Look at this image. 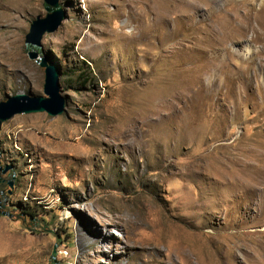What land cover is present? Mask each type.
Returning a JSON list of instances; mask_svg holds the SVG:
<instances>
[{
	"label": "rangeland",
	"instance_id": "rangeland-1",
	"mask_svg": "<svg viewBox=\"0 0 264 264\" xmlns=\"http://www.w3.org/2000/svg\"><path fill=\"white\" fill-rule=\"evenodd\" d=\"M58 5L36 51L43 0H0V102L30 50L67 101L0 126V264H264V0Z\"/></svg>",
	"mask_w": 264,
	"mask_h": 264
},
{
	"label": "water",
	"instance_id": "water-1",
	"mask_svg": "<svg viewBox=\"0 0 264 264\" xmlns=\"http://www.w3.org/2000/svg\"><path fill=\"white\" fill-rule=\"evenodd\" d=\"M43 2L46 11L45 17L37 16L31 22L29 32L25 35L24 42L31 49L39 47L40 38L46 33L55 32L66 18L65 11L58 5V0H43ZM28 57L36 60L38 65L44 69V96H29L23 93L8 96L6 100L0 102V126L18 114L44 112L53 117L65 111L67 101L60 93L59 67L47 58H37L38 55L33 50L28 52ZM8 184L12 186L11 182ZM0 213L3 216H12L6 211ZM56 246L54 245L51 253L53 263H55Z\"/></svg>",
	"mask_w": 264,
	"mask_h": 264
},
{
	"label": "trees",
	"instance_id": "trees-1",
	"mask_svg": "<svg viewBox=\"0 0 264 264\" xmlns=\"http://www.w3.org/2000/svg\"><path fill=\"white\" fill-rule=\"evenodd\" d=\"M33 50L39 51L40 49H39V47H34ZM22 214H24L25 216L29 217V219H33L34 218L33 216H35V215H32V213L29 212V211L24 212ZM52 220H54V216L53 215L50 217L49 221L51 222Z\"/></svg>",
	"mask_w": 264,
	"mask_h": 264
}]
</instances>
